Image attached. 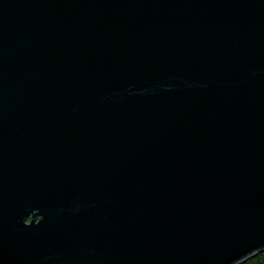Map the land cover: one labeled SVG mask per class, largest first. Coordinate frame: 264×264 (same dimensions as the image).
<instances>
[{
  "label": "water",
  "instance_id": "obj_1",
  "mask_svg": "<svg viewBox=\"0 0 264 264\" xmlns=\"http://www.w3.org/2000/svg\"><path fill=\"white\" fill-rule=\"evenodd\" d=\"M263 247L264 0H0V264Z\"/></svg>",
  "mask_w": 264,
  "mask_h": 264
},
{
  "label": "trees",
  "instance_id": "obj_2",
  "mask_svg": "<svg viewBox=\"0 0 264 264\" xmlns=\"http://www.w3.org/2000/svg\"><path fill=\"white\" fill-rule=\"evenodd\" d=\"M243 264H264V252L249 259L247 262Z\"/></svg>",
  "mask_w": 264,
  "mask_h": 264
},
{
  "label": "rangeland",
  "instance_id": "obj_3",
  "mask_svg": "<svg viewBox=\"0 0 264 264\" xmlns=\"http://www.w3.org/2000/svg\"><path fill=\"white\" fill-rule=\"evenodd\" d=\"M261 251H264V247H263V248H261ZM262 253H263V252H262ZM259 254H260V252H259ZM259 254H258V255H259Z\"/></svg>",
  "mask_w": 264,
  "mask_h": 264
}]
</instances>
